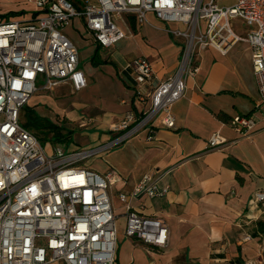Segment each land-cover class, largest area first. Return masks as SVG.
Listing matches in <instances>:
<instances>
[{"label":"built area","instance_id":"built-area-1","mask_svg":"<svg viewBox=\"0 0 264 264\" xmlns=\"http://www.w3.org/2000/svg\"><path fill=\"white\" fill-rule=\"evenodd\" d=\"M31 1L41 13L35 20L0 21V264H115L116 217L109 188L116 175L110 171L101 176L86 164L142 133L152 141L158 126L175 130L172 108L199 71V53L209 48L225 54L239 43L250 47L259 104L264 106V0H235L231 7H219L217 0H96L85 1L81 10L68 0ZM149 15L184 41L173 75L159 81L145 57L133 59L126 70L142 110L125 113L111 128L115 136L104 143L72 151L55 146L47 152L20 124V114L38 91L53 92L63 85L73 92L86 88L78 50L64 29L73 19H83L93 41L107 49L125 38L117 25L122 16L141 28L150 25ZM229 125L244 138L256 122L236 116ZM225 144L218 133L207 140L209 150ZM165 193L145 175L129 197L119 199L127 203L128 198ZM251 203L264 215V192L254 193ZM168 235L160 219L127 207V239L163 250Z\"/></svg>","mask_w":264,"mask_h":264},{"label":"crops","instance_id":"crops-1","mask_svg":"<svg viewBox=\"0 0 264 264\" xmlns=\"http://www.w3.org/2000/svg\"><path fill=\"white\" fill-rule=\"evenodd\" d=\"M68 1L78 10L85 1L94 2ZM9 13L22 15L7 21H33L31 15L39 12L31 0H0V15ZM148 21L150 25L138 28L131 17L122 16L117 25L125 38L107 49L93 41L83 19H73L64 29L78 50L87 86L73 92L63 85L27 104L38 118L72 132L64 149L104 143L115 136L111 128L125 113L142 110L126 70L130 61L145 57L159 81L175 72L184 41L166 33L152 15ZM196 63L198 73L172 108L175 130L158 126L152 141L142 133L86 164L101 176L110 171L116 175L109 195L116 217L115 264H264V215L251 203L254 193L264 192V106L259 104L251 49L244 43L225 54L209 48ZM236 116L256 122L247 137L240 138L230 127ZM215 133L226 144L209 150L207 140ZM145 175L166 193L122 203L119 196L129 197ZM127 207L168 227L165 249L124 236Z\"/></svg>","mask_w":264,"mask_h":264},{"label":"trees","instance_id":"trees-1","mask_svg":"<svg viewBox=\"0 0 264 264\" xmlns=\"http://www.w3.org/2000/svg\"><path fill=\"white\" fill-rule=\"evenodd\" d=\"M22 15V13H9L7 15H0V21L8 20L9 18ZM41 13H33L32 19H36ZM20 124L29 132L37 134V139L41 141L50 140L53 146H62L67 148L70 143L72 132L66 131L63 128L57 127L48 121L38 118L32 109L25 106L20 114ZM42 135V137H38Z\"/></svg>","mask_w":264,"mask_h":264},{"label":"rangeland","instance_id":"rangeland-1","mask_svg":"<svg viewBox=\"0 0 264 264\" xmlns=\"http://www.w3.org/2000/svg\"><path fill=\"white\" fill-rule=\"evenodd\" d=\"M91 1H96V0H91ZM93 2V3H94ZM217 3L218 5H229V4H232L233 3V0H217ZM235 24H239L238 22L235 23ZM165 27V26H164ZM37 86H40V84H38ZM46 93H50V92H44V91H38L34 94L33 97H37V96H40L42 94H46ZM32 97V98H33ZM28 104V103H27ZM28 106V105H26ZM43 120V119H42ZM59 124V122H58ZM32 134L37 137V134L33 133ZM38 137H42V135H38ZM40 142V141H39ZM40 144L42 145V147L47 151V152H50L52 150V148L54 147L53 144H51L50 140H47V141H41ZM109 195H110V188H109ZM260 243H264V239H260Z\"/></svg>","mask_w":264,"mask_h":264}]
</instances>
